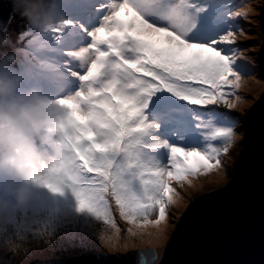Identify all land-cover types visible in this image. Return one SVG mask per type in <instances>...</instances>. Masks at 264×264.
<instances>
[{
    "label": "snow or ice",
    "instance_id": "obj_1",
    "mask_svg": "<svg viewBox=\"0 0 264 264\" xmlns=\"http://www.w3.org/2000/svg\"><path fill=\"white\" fill-rule=\"evenodd\" d=\"M107 7L90 33L93 44L75 53L90 61L80 76L86 90L58 99L71 160L61 186H45L71 190L81 210L97 215L107 210L108 193L125 218L158 225L176 194L173 182L220 167L234 142L236 121L207 106L233 107L227 89L239 87L236 49L222 45L235 43L229 20L240 13L226 0H113ZM101 44L117 53L125 46L130 59L117 66L120 79L97 88L107 55Z\"/></svg>",
    "mask_w": 264,
    "mask_h": 264
},
{
    "label": "rangeland",
    "instance_id": "obj_2",
    "mask_svg": "<svg viewBox=\"0 0 264 264\" xmlns=\"http://www.w3.org/2000/svg\"><path fill=\"white\" fill-rule=\"evenodd\" d=\"M96 2L97 0L94 3ZM112 2L113 0H110L108 5ZM226 2L233 12L240 13V15L229 20V24L235 33V43L222 45L225 48L236 49L239 87L227 89L235 93L228 97L229 103L233 105L231 109L223 103L209 105L207 109L229 114L236 121V135L228 152L222 155L220 167L213 168L206 173H198L196 176L189 175L183 182H173L172 186L175 188L176 194H173L172 203L167 208L168 215L164 220L165 228L162 230L164 237L161 244L155 243L151 238L146 240L145 237L152 231L144 229V232H141V230L135 229L146 225L143 217L137 218L135 222L125 218L121 214L115 198L108 193H105L107 210L97 215L86 209L81 210L71 190H65L63 195L44 190L40 191L39 203L34 205L40 208L41 216H48V220L43 222L44 219L40 217L27 225H22L20 220L31 213L34 206L32 205L24 215L14 214L12 223L10 221L9 223L2 222L0 225V237L6 235L2 229H7L17 245L21 241L24 242L22 247H27L38 240L40 243L27 248L25 251L29 252L37 247L32 253H24L21 246L7 248L12 244L0 243V254L2 255L0 264H11L7 262L10 259H18V264H29L32 261L57 260L88 252L127 253L130 250L150 247L156 250L159 257L176 221L190 201L200 193L230 182L234 164L246 147L244 132L246 116L264 93V73L259 59L263 42L260 35L259 18L264 0H226ZM82 3L72 0H59V8L62 9V15L68 23L60 26L59 32L52 31L43 35L30 28L27 22L18 15L13 14L4 36L7 37V43H0V56L20 50L22 54L18 64L20 69L28 64L33 65L36 59H39L38 64L42 62L45 64L44 69L38 74L39 76H36L38 79L31 80V85L38 86L44 93L47 91L46 94L52 95L55 99L74 95L79 91L75 89L69 93V89H67L68 91L59 95L62 91L59 89L66 87L68 83L66 73L68 63L76 62L80 67L78 70L79 78L84 74L90 61L76 56L75 53L89 45V42H84L83 39L102 24L104 14L109 11V8L106 7L101 10L99 15L93 13L92 22H90L86 18L70 13L78 10ZM84 9L85 7H82V10ZM85 21L91 24L90 28L83 24ZM54 40L57 41L53 42ZM92 44L93 40L91 39L90 45ZM97 47L99 51L107 53L101 76L98 82L93 85L99 88L113 78L120 79L122 72L117 66L122 63V60L130 59V57L123 45L118 53L114 52L107 44L97 45ZM96 54L98 55V53ZM52 57L53 59H51ZM80 81L81 91L86 90V83L81 79ZM213 143L219 146L218 140L213 141ZM178 146H183V144L178 143ZM0 197L11 201V197L2 190H0ZM56 204L61 207L60 210L63 213H66V216L59 215V210L55 208ZM157 216L158 213L154 212L149 215L148 220L154 221ZM74 219L75 221H73ZM151 225L157 226L153 223ZM36 233L39 234V238ZM65 236L68 238L67 241H62L61 239ZM45 251L46 253H44ZM1 259L4 261L1 262Z\"/></svg>",
    "mask_w": 264,
    "mask_h": 264
},
{
    "label": "water",
    "instance_id": "obj_3",
    "mask_svg": "<svg viewBox=\"0 0 264 264\" xmlns=\"http://www.w3.org/2000/svg\"><path fill=\"white\" fill-rule=\"evenodd\" d=\"M12 16V4L0 0V39ZM259 25L264 73V2ZM244 132L246 147L234 164L230 182L190 201L159 257L150 247L29 264H264V93L248 112Z\"/></svg>",
    "mask_w": 264,
    "mask_h": 264
},
{
    "label": "clouds",
    "instance_id": "obj_4",
    "mask_svg": "<svg viewBox=\"0 0 264 264\" xmlns=\"http://www.w3.org/2000/svg\"><path fill=\"white\" fill-rule=\"evenodd\" d=\"M9 2L13 14L41 35L65 23L59 0ZM0 43H7V37ZM21 55L16 50L0 56V190L11 197V201L0 197L3 223L39 203L40 191L63 195L45 185L60 187L61 173L71 160L66 110L38 86L24 87L35 77L30 67H18Z\"/></svg>",
    "mask_w": 264,
    "mask_h": 264
},
{
    "label": "bare ground",
    "instance_id": "obj_5",
    "mask_svg": "<svg viewBox=\"0 0 264 264\" xmlns=\"http://www.w3.org/2000/svg\"><path fill=\"white\" fill-rule=\"evenodd\" d=\"M72 1H77V2H86L87 0H72ZM91 1V3L90 4H87V7L88 8H91L92 7V3H93V0H90ZM259 29H260V25H259ZM7 32V31H6ZM5 34L6 33H4V35H3V37L5 36ZM260 35H261V33H260ZM262 36V35H261ZM2 39V38H1ZM67 89H68V87H61L59 90H62L63 92H66L67 91ZM46 93H48L47 91H46ZM57 210H59V215L60 216H62V217H64V216H66V213H63V211L62 210H60L61 209V207L58 205V204H56V207H55ZM41 210H40V208L38 207V206H33V208H32V211H31V213H29L27 216H24L23 217V219L22 220H20V223L22 224V225H27L28 223H30V222H32V221H35V220H37L38 218H42V219H44V221L43 222H45L46 220H48V216H41ZM15 213H13L12 214V217H10L9 216V219H8V221L6 222V223H9V221H10V223H12L11 222V220H12V218H13V215H14ZM73 221H75V219L73 220ZM1 223L2 222H0V225H1ZM152 223H150V224H146L145 226H142V227H136L135 229H139V230H141V232H144L143 230L144 229H148V230H150V231H152V233L151 234H149V235H147L146 237H145V239L147 240L148 238H151L152 240H154L155 241V243H157V244H161V242H162V240H163V237H164V231H162L164 228H165V225H164V221H162L160 224H158L157 226H155L154 227V225H151ZM3 226V225H2ZM2 231L6 234L4 237H0V243H5V244H12V245H10V246H8L7 248H14V247H16V246H23L24 245V242L23 241H21L20 242V244L19 245H17V242L11 237L12 235H11V233L10 232H8L7 231V229H2ZM36 236L39 238V234L38 233H36ZM67 236H65L64 238H62L61 240L62 241H67ZM111 240V239H110ZM112 241V240H111ZM37 243H40V241L38 240V241H36V242H34V243H32V244H30V245H28L27 247H22V251L24 252V253H32L37 247H34L33 248V250H31V251H29V252H25L26 251V249L27 248H29V247H31V246H33V245H35V244H37ZM46 251H51V250H46ZM46 251L44 252V253H46ZM1 252V251H0ZM0 257H2V255L0 254ZM4 260L3 259H1V262H3ZM18 259H10V260H7V262H10L11 264H18ZM2 264H4V263H2Z\"/></svg>",
    "mask_w": 264,
    "mask_h": 264
},
{
    "label": "trees",
    "instance_id": "obj_6",
    "mask_svg": "<svg viewBox=\"0 0 264 264\" xmlns=\"http://www.w3.org/2000/svg\"><path fill=\"white\" fill-rule=\"evenodd\" d=\"M94 13V12H93ZM95 14V13H94ZM82 18H84L85 16L83 15V16H81ZM88 20L90 21V22H92V16L91 17H89L88 18ZM89 24V23H88ZM55 41H57V40H54L53 42H55ZM57 43V42H56ZM55 44V43H54ZM54 44H53V46H54ZM88 47H90L89 45H86V48H88ZM52 59H53V57H52ZM28 67H30L31 69H32V66L33 65H30V64H28L27 65ZM61 257H65V256H61ZM61 257H59V258H61Z\"/></svg>",
    "mask_w": 264,
    "mask_h": 264
}]
</instances>
